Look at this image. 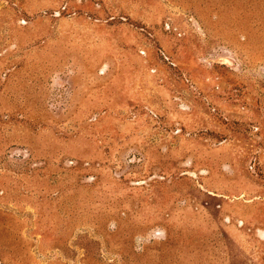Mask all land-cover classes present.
<instances>
[{
    "label": "rangeland",
    "instance_id": "1",
    "mask_svg": "<svg viewBox=\"0 0 264 264\" xmlns=\"http://www.w3.org/2000/svg\"><path fill=\"white\" fill-rule=\"evenodd\" d=\"M0 264H264V0H0Z\"/></svg>",
    "mask_w": 264,
    "mask_h": 264
},
{
    "label": "bare ground",
    "instance_id": "2",
    "mask_svg": "<svg viewBox=\"0 0 264 264\" xmlns=\"http://www.w3.org/2000/svg\"><path fill=\"white\" fill-rule=\"evenodd\" d=\"M230 64V63H229Z\"/></svg>",
    "mask_w": 264,
    "mask_h": 264
}]
</instances>
